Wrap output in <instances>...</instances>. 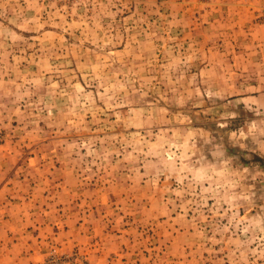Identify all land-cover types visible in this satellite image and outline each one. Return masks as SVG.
Masks as SVG:
<instances>
[{
  "label": "rangeland",
  "instance_id": "rangeland-1",
  "mask_svg": "<svg viewBox=\"0 0 264 264\" xmlns=\"http://www.w3.org/2000/svg\"><path fill=\"white\" fill-rule=\"evenodd\" d=\"M0 264H264V0H0Z\"/></svg>",
  "mask_w": 264,
  "mask_h": 264
}]
</instances>
